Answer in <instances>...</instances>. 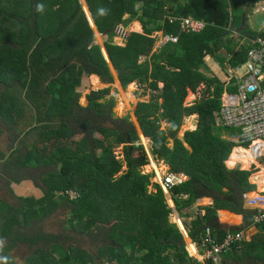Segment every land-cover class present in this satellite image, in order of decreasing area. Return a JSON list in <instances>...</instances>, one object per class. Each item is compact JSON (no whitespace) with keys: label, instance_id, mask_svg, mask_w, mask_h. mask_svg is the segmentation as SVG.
I'll return each instance as SVG.
<instances>
[{"label":"trees","instance_id":"obj_1","mask_svg":"<svg viewBox=\"0 0 264 264\" xmlns=\"http://www.w3.org/2000/svg\"><path fill=\"white\" fill-rule=\"evenodd\" d=\"M84 1L96 31L109 37L105 49L122 85L139 80L157 92L150 102L138 104L136 117L144 137L153 142L151 153L158 158L162 174L167 161L173 174L188 176L187 182L169 191L177 212L183 216L194 205L205 212L187 224L189 239L200 245L209 229L221 243L229 232L250 229L253 213L245 209L244 199L256 188L248 183L247 170L264 158L236 146L225 138L234 132L217 126L214 113L221 108L225 89L236 92L237 88L232 86L235 81L226 88L219 78L208 76L206 57L226 70L227 65L236 68L247 61L256 45L237 51L227 36L243 20L248 24L243 5L252 0ZM84 11L79 0H0V137L4 129L16 133L9 162L2 169L13 174L12 182L18 184L22 178L17 175L52 167L39 177L41 199H22L20 208L6 206L0 212V239L10 238L14 227L26 228L62 208L74 222V234L85 233L103 246H97L96 256L70 246L69 253L58 259L52 251L39 249L28 264H200L189 258L184 235L170 222L172 209L162 189L155 186L154 194L148 192L151 176L141 174V169L149 160L145 148L135 145L139 137L133 124L128 117L112 119L113 101L98 102L109 88L87 94L86 107L79 104L76 88L82 76L90 77L94 86L113 81L106 55L93 44V25ZM125 15L129 20H124ZM191 17L204 21L205 27L199 32L183 30L180 20ZM132 19L125 46L113 44L115 28ZM245 29L244 35L251 39L264 38V33ZM155 32L178 41L153 52ZM221 51L230 59L220 56ZM143 56L146 60L141 63ZM201 85L205 86L201 99L186 106L189 93L196 94ZM195 114L197 129L179 139L184 119ZM162 120L170 124L168 132L161 130ZM106 121L116 127H102ZM95 133L102 139H96ZM168 139L174 140L173 148ZM114 145L123 147L127 168L118 179L114 177L122 165L112 153ZM69 193L76 198L70 199ZM234 215L243 217V225ZM258 229L256 238L234 246L221 264H264V233Z\"/></svg>","mask_w":264,"mask_h":264},{"label":"rangeland","instance_id":"obj_2","mask_svg":"<svg viewBox=\"0 0 264 264\" xmlns=\"http://www.w3.org/2000/svg\"><path fill=\"white\" fill-rule=\"evenodd\" d=\"M82 2V7H85V12L88 14L89 18L90 14L87 11V7L85 5L84 0H79ZM184 3V1H181ZM142 5L141 2L136 3V6L140 8ZM84 9V8H83ZM243 9L245 10L246 14H248V24L243 26V28H239L238 30L234 29L233 32H231L228 36L227 39H232L233 40V45L235 46V49L237 51L242 50L243 48L248 47L250 44H252L251 37L244 35L243 31L244 28L253 33L261 34L264 33V0H255V1H250L249 3L246 2L243 5ZM139 13H142V10H139ZM87 16V15H86ZM88 17V23L90 24V21L92 23V30H93V35H94V41L93 44L99 46L102 48L101 51L107 56L106 50H105V43L109 40V37L107 34H100L96 31V28L94 27V24L92 22V19L90 20ZM129 15L124 16V20H129ZM90 20V21H89ZM135 19H132L128 21L127 24H120L115 28V35L113 36V44L119 45V46H125L127 43V39L129 36V33L131 30V27L134 23ZM163 23V21H161ZM119 28H121L124 33L119 32ZM142 32V31H141ZM161 35L162 32H155L152 34V37L155 39L154 43V48L153 52H158L163 44L161 43ZM221 53V54H220ZM219 54L220 56H226V61L230 59V55L226 54L225 51H221ZM208 58L207 65H211L215 67L213 64L214 62L213 58L206 57ZM146 60V57L143 56L140 60V62H144ZM217 63V62H216ZM229 65L226 66L228 68ZM210 68V67H209ZM111 72L113 74V81L109 84H103L99 81L100 84L97 86H94L91 81L90 77L88 76H82L81 77V83L80 86L76 88V91L80 94L79 98V104L82 107H86L87 101L85 96L89 94L91 91H97V90H102V89H107L109 88V94L104 95L100 100H98L99 103H110L113 101V107H112V113L111 117L114 120H122L128 117V122L132 123L134 128L136 129L138 133L139 140L135 142L136 146L142 145L144 150L146 151V154L148 156V151L152 149L153 142L142 136V131L140 128V124L137 120L136 117V109L139 103L141 102H150L153 100L155 97H157V92L153 93L154 90L149 86V84L140 82L139 80H134L132 83L128 84V87H125V85H122V79L118 75L116 71H114L113 68H111ZM222 72L226 74L227 76V70L223 67H221ZM203 72H205L203 70ZM208 76H211L212 73L207 72L206 73ZM214 76V75H213ZM216 77V76H215ZM228 77V76H227ZM162 86V85H161ZM264 87V85H262ZM204 86H200L199 92H203ZM154 96V97H153ZM153 98V99H152ZM194 99L193 98H188L185 102L186 104H190ZM135 101V102H134ZM159 103H162V99L159 100ZM122 105V109L120 106ZM188 106V105H186ZM27 112V111H26ZM25 112V120H29L30 114ZM162 110L160 111V113ZM158 112V114H160ZM194 116V115H193ZM192 117V116H191ZM185 118L183 125L181 126V129L178 133V138L183 140L185 133L188 131L195 130L197 123L196 117L193 118ZM192 121V124H191ZM23 122V121H22ZM107 123H103L101 126L106 127L108 129L115 128L116 125L114 126L112 121H106ZM20 126H22L20 124ZM170 128V124L167 123L166 121L162 120L161 121V130L168 132ZM4 129V128H3ZM94 136L99 139H102L101 134L95 133ZM16 138V133L12 131H5L3 134H1L0 137V154L3 155V160H0V212L4 209V207L9 206L13 208H20L21 202L20 200L22 199H27V197H23L24 195L20 193L18 189V184H20L23 181H29L32 183L34 187V192L30 195L32 199L34 200H39L42 197V185L40 182L39 177L46 171L52 170V167L49 169H37V170H28L26 173L21 175H17V177L22 178L17 186L14 187L11 184L13 183V174H5L4 170L2 169L3 163L9 162L10 158L8 157L9 152L11 151L10 149V142ZM168 144L171 148L174 146V140L173 139H168ZM123 147L120 145H114V148H112V153L115 155V158L118 162L121 163L122 165V170L119 174L115 175V179L120 178L121 176L126 174L127 168L124 163V157H123ZM258 155V154H257ZM256 155V156H257ZM151 156V155H150ZM154 156H151L153 159ZM260 157V156H257ZM155 166L158 167V159L155 157ZM163 161V160H162ZM166 162V170L164 173L167 171H170V166L167 161ZM264 164V159L261 162ZM252 165V164H251ZM263 166V165H262ZM252 168V166H251ZM241 170V169H240ZM143 171V172H142ZM258 171H260L258 169ZM150 171L149 168L146 167L144 169H141V174H147L146 176H150ZM16 179V178H15ZM10 182V183H9ZM150 185L148 187V192L149 193H155L156 192V187L157 185L154 184V180L151 177L150 178ZM14 184V183H13ZM9 185V188H8ZM37 185V186H35ZM11 186V187H10ZM10 189V191H9ZM15 194H14V192ZM226 191V190H225ZM165 194V193H164ZM60 194H56L55 197H58ZM166 195V203L169 205L170 209H172V213L170 215V222L173 225H176V228H180L182 231L185 230L187 234V239L189 238L188 232H187V224L192 223L193 221L196 220L197 216L199 214H202L204 211H199L197 210L196 205H194L192 208L189 210H185L183 212V216L180 215L176 208L174 203L171 201L170 194H165ZM68 197L70 199H75L76 196L73 193H69ZM173 203V205H172ZM194 212V215H193ZM205 215V212L203 213ZM178 217L179 219H177ZM177 220V221H176ZM74 225V222H71V217L69 212H66L64 209L59 208L56 211H54L52 214H50L47 218H44L40 221L33 222L30 224V226L26 228H18L14 227L13 228V233L10 238L8 239H0V264H28V259L34 254L36 250H42L44 252H49L52 251V257L55 259L62 258L66 253H69L68 248L70 246H73V248H77L79 250H84L92 253L94 256H96L97 252V246L99 247L103 246V244L98 243L99 241H92L95 238H90L86 237L83 234L76 235L72 232V227ZM256 232V231H255ZM258 233V232H257ZM250 234V236H249ZM253 232L248 233V237H253L256 238L257 236H252ZM54 237L58 238L57 241H52V242H46L44 241V238L47 237ZM100 233L97 234V237H100ZM99 240V238H97ZM251 239V238H250ZM32 241V243H30ZM195 244V243H194ZM192 246V250L194 249L192 244H187L186 248ZM106 246V245H105ZM110 246V245H109ZM64 254V255H63ZM205 263V261H204ZM203 263V264H204ZM249 264H258L255 263L254 261H248ZM102 264V263H101ZM109 264V263H107ZM115 264V263H112Z\"/></svg>","mask_w":264,"mask_h":264},{"label":"built area","instance_id":"obj_3","mask_svg":"<svg viewBox=\"0 0 264 264\" xmlns=\"http://www.w3.org/2000/svg\"><path fill=\"white\" fill-rule=\"evenodd\" d=\"M174 20L176 19L170 21ZM181 27L188 32H199L205 27V23L192 17L183 18ZM118 30L120 33H124L121 28ZM177 41V37L165 35L162 32L161 43L163 45ZM251 45L256 46L249 51L244 64L236 68L228 67L227 84L235 81L232 86H235L237 90L236 92L225 90L221 97V108L214 113V118L217 126L226 127L234 132L228 138L231 142L239 146L248 144L253 155L256 156L258 153L264 155V87H262L264 85V73L262 72L264 38H256ZM148 157L149 174L153 178L154 184L159 186L165 194L168 195L173 187L187 182L188 176L182 173L177 175L170 170L162 174L160 168L155 166L156 160L152 159L150 154ZM244 201L245 208L253 213L252 227L237 233L229 232L221 243H218L213 238L211 231L207 229L205 239L200 245L193 243V250L190 246L192 252L186 248L189 258L197 260L200 264H203L204 261V264L207 262L221 264L223 255L231 252L234 246L249 242L248 233L251 229L259 232L258 228H261L264 233V194L255 193L245 197ZM182 232L187 237L185 230Z\"/></svg>","mask_w":264,"mask_h":264},{"label":"crops","instance_id":"obj_4","mask_svg":"<svg viewBox=\"0 0 264 264\" xmlns=\"http://www.w3.org/2000/svg\"><path fill=\"white\" fill-rule=\"evenodd\" d=\"M245 25V20H243L242 21V23H241V25H240V28H243L242 27V25ZM243 25V26H244ZM209 58H211L210 56H208ZM206 61H208V58L206 59ZM214 62H215V60H214ZM109 65H110V67L111 68H113L112 67V64L110 63V61H109ZM215 67H213V66H211V65H209V67H210V73H212V75H211V77H217V78H219V80L221 81V82H223L224 84H225V86L227 85V76H226V74L225 73H223L222 72V69H221V66L218 64V63H214L213 64ZM114 69V68H113ZM115 71V70H114ZM112 72H113V70H112ZM228 73V72H227ZM214 75V76H213ZM263 77H264V75H263ZM202 86V85H201ZM204 86V85H203ZM227 88V87H226ZM200 89V88H199ZM199 89H198V92H199ZM204 89H205V86H204ZM203 89V90H204ZM225 90H227V89H225ZM196 93V94H194V93H189V95H188V97L186 98V100L190 97V98H193L194 100L190 103V104H186V105H188V106H190V105H193V104H195L197 101H199L200 99H201V97H202V93L203 92H201V94L200 93ZM153 93H155V91L153 92ZM186 100H185V102H186ZM191 116H189V118H190ZM193 117H196V121H197V123L199 122V116L197 115V114H195L194 116L192 115V117L191 118H193ZM187 118V117H186ZM191 124H192V121H191ZM196 129H197V125H196V127H195ZM195 129V130H196ZM188 131V130H187ZM192 131H194V130H192ZM227 136H225V138H230V136L232 135H229V134H226ZM146 138V137H145ZM186 147H187V145H186ZM242 147V146H241ZM235 148V147H234ZM234 148H233V150H234ZM244 148V147H243ZM246 148V147H245ZM232 154V153H231ZM257 156H263V154H260V153H258V155ZM257 156H255V158L257 157ZM230 158V157H229ZM228 158V159H229ZM263 158H264V156H263ZM228 160H226V162H227ZM263 165V166H262ZM144 168H146V167H144ZM143 168V169H144ZM233 169H235V168H233ZM258 169L260 170V171H258ZM247 171H250L251 172V174L249 175V177H248V183L249 184H252V185H254L255 186V190H256V192L255 193H263L264 194V164L263 163H259V166H257L256 164H253V166H252V168L250 167L249 168V170H247ZM143 172V171H142ZM256 174V175H255ZM187 181H188V179H187ZM21 182V181H20ZM12 186H14V187H16L17 185L16 184H11ZM19 186H18V189H19V191H20V193H22L24 196L23 197H27V198H32L30 195L32 194V192L33 193H35L34 192V187H33V185H32V183L31 182H29V181H23V182H21L20 184H18ZM11 187V186H10ZM13 191V190H12ZM14 192V191H13ZM250 193H252V192H250ZM249 193V194H250ZM14 194H15V192H14ZM245 195V194H244ZM172 205H173V203H172ZM197 210H198V208H197ZM67 212V211H66ZM193 215H194V212H193ZM233 215V214H232ZM235 217H241V216H237V215H234ZM241 219H242V221H241V224L243 225V217H241ZM177 221V220H176ZM241 224H235V225H230L229 226V224H227L229 227H239V226H241ZM256 230H254V229H251L250 230V232H253V235L254 236H256V235H258V233H257V231L255 232ZM252 235V236H253ZM249 236H250V234H249ZM249 238V242H251L252 240H253V237H248ZM251 238V239H250ZM185 244L187 245V244H193V242L188 238H186L185 239ZM189 247H190V245H189ZM191 252H192V250L190 249V248H188Z\"/></svg>","mask_w":264,"mask_h":264},{"label":"clouds","instance_id":"obj_5","mask_svg":"<svg viewBox=\"0 0 264 264\" xmlns=\"http://www.w3.org/2000/svg\"><path fill=\"white\" fill-rule=\"evenodd\" d=\"M103 11H104V10H103V9H101V12H102V13H103ZM180 21H181V20H180ZM203 22H204V21H203ZM204 23H205V22H204ZM256 38H259V36H258V37H256ZM256 38H255V39H256ZM261 38H262V37H261ZM255 39H253V40H255ZM253 40H252V41H253ZM101 52H103V51H101ZM103 54H104V53H103ZM104 56H105V54H104ZM105 58H106V59H107V61L109 62L108 56H105ZM110 63H111V62H110ZM234 87H235V86H234ZM142 136H144V135L142 134ZM235 145H236V144H235ZM236 146H239V145H236ZM242 147H244V148L246 147V149H250L248 144H247V145H245V146H242ZM148 152H149L148 154H150L151 156H153V155H152V153H151V150H150V151H148ZM263 156H264V155H263ZM147 158H148V160H149V157H148V156H147ZM153 158L155 159V157H153ZM157 159H158V158H157ZM149 164H150V163H149ZM149 164H148L147 166H145V167H149V166H150ZM253 164H254V163H252V165H251V166H253ZM245 209H246V208H245ZM246 210H247V209H246ZM203 213H204V212H202V214H201V215H203ZM177 219H179V218H177ZM181 227H182V226H181ZM181 227L179 228V230H180V231H181V233L183 234ZM183 235H184V234H183ZM184 238L186 239V237H185V236H184Z\"/></svg>","mask_w":264,"mask_h":264},{"label":"water","instance_id":"obj_6","mask_svg":"<svg viewBox=\"0 0 264 264\" xmlns=\"http://www.w3.org/2000/svg\"><path fill=\"white\" fill-rule=\"evenodd\" d=\"M81 4H82V2H80ZM85 12V11H84ZM86 14V13H85ZM244 25V24H243ZM243 25H242V27H243ZM106 50V49H105ZM106 54H107V51H106ZM107 56H108V54H107ZM108 59H109V56H108ZM109 61H110V59H109ZM234 85H236V84H234ZM170 199V198H169ZM176 218H178V217H176Z\"/></svg>","mask_w":264,"mask_h":264}]
</instances>
